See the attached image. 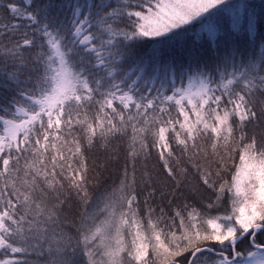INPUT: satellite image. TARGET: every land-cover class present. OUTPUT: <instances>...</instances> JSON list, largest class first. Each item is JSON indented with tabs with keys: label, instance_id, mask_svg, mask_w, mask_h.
I'll list each match as a JSON object with an SVG mask.
<instances>
[{
	"label": "snow or ice",
	"instance_id": "obj_1",
	"mask_svg": "<svg viewBox=\"0 0 264 264\" xmlns=\"http://www.w3.org/2000/svg\"><path fill=\"white\" fill-rule=\"evenodd\" d=\"M0 264H264V0H0Z\"/></svg>",
	"mask_w": 264,
	"mask_h": 264
},
{
	"label": "trees",
	"instance_id": "obj_2",
	"mask_svg": "<svg viewBox=\"0 0 264 264\" xmlns=\"http://www.w3.org/2000/svg\"><path fill=\"white\" fill-rule=\"evenodd\" d=\"M256 2L258 3L259 0H256ZM236 162L238 163L239 160H238V156L236 157ZM122 163V161H121ZM119 167L120 165L119 164H115L113 165L112 169L110 170V173H106L105 174V179L108 181V182H111V179H115L116 178V175L115 173H117L119 171ZM227 178V177H226Z\"/></svg>",
	"mask_w": 264,
	"mask_h": 264
}]
</instances>
